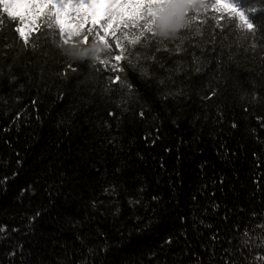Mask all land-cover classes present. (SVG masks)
I'll return each mask as SVG.
<instances>
[{
  "label": "trees",
  "instance_id": "trees-1",
  "mask_svg": "<svg viewBox=\"0 0 264 264\" xmlns=\"http://www.w3.org/2000/svg\"><path fill=\"white\" fill-rule=\"evenodd\" d=\"M241 10L246 38L190 13L184 52L126 69L129 97L98 63L58 75L73 45L46 6L0 7V264H264V0Z\"/></svg>",
  "mask_w": 264,
  "mask_h": 264
},
{
  "label": "snow or ice",
  "instance_id": "snow-or-ice-1",
  "mask_svg": "<svg viewBox=\"0 0 264 264\" xmlns=\"http://www.w3.org/2000/svg\"><path fill=\"white\" fill-rule=\"evenodd\" d=\"M100 4H104L105 8L99 20H91L88 12L81 11L87 7L95 13L96 6ZM19 6L24 8V13L18 15L14 9ZM45 6L47 11L43 13V16L46 18L47 28L59 29L61 47L73 45L71 49H65L60 54L64 60V68L58 75L67 79L71 73H76L78 67H74V64L88 65L99 72L100 69L96 68L98 63L105 70L115 73L114 76H109V85L118 84V90L121 92L127 90L129 97L133 95V87L128 83L126 69L138 71L143 77L147 75V68L143 66V61L160 63L157 54L164 56L184 52L183 45L186 40H190V36L183 33L191 30L196 19L190 13L211 7L221 13L219 17L214 18L221 32L224 27L221 20H226L231 26L229 31L235 30L238 21V28L243 38L256 31V26L249 19L251 14L241 10L244 0H233V3L214 0L211 4L208 0H0V7L6 17L10 21L18 19L21 24L26 22L33 24V16L29 14H34L35 19H39L40 9ZM67 8L72 10L68 15L76 21L75 29H66L61 23V13ZM225 9L227 13L224 12ZM86 21L87 27H83ZM14 33L19 34L25 44L29 43L30 34H27L22 27H15ZM193 35H200L199 27L195 29ZM90 37L93 38L91 48L87 47ZM169 45L174 47L170 48ZM101 53L104 54V59L101 58ZM122 62H124L123 66ZM160 67L163 68L162 63ZM112 90L110 86L104 89L105 92ZM109 115L113 113L110 112ZM139 115L143 117L144 111L141 110ZM233 127L236 125L233 124ZM104 191L105 193L114 192L115 188H106ZM155 199L157 198L153 197V200ZM92 207L96 208L95 202ZM118 211L117 209V213ZM149 227H151L150 224ZM257 227L264 229V224H259ZM245 235L247 236V231Z\"/></svg>",
  "mask_w": 264,
  "mask_h": 264
},
{
  "label": "rangeland",
  "instance_id": "rangeland-1",
  "mask_svg": "<svg viewBox=\"0 0 264 264\" xmlns=\"http://www.w3.org/2000/svg\"><path fill=\"white\" fill-rule=\"evenodd\" d=\"M97 11L95 12L96 15V19H99L102 15V10L105 8L104 4H100L96 6ZM18 14H23L24 13V8L22 6L17 7L16 9H14ZM70 11V8H67L64 12L61 13V23L63 24V26L66 29L71 28L72 29V25L67 21L65 15ZM30 15V14H29ZM31 31V28H29V26H26V30L25 32L27 34H29V32Z\"/></svg>",
  "mask_w": 264,
  "mask_h": 264
}]
</instances>
